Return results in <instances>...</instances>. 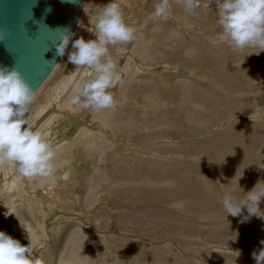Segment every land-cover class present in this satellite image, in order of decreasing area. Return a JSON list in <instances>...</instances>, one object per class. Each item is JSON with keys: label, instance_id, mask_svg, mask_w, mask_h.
<instances>
[{"label": "rangeland", "instance_id": "obj_1", "mask_svg": "<svg viewBox=\"0 0 264 264\" xmlns=\"http://www.w3.org/2000/svg\"><path fill=\"white\" fill-rule=\"evenodd\" d=\"M110 2L118 4L125 22L136 31L133 42L109 47L120 76V82L109 91L114 101L120 100L124 112H130L124 117L126 120L130 114H139L145 125L147 116L163 123V111L170 115V126L139 127V120L128 125L113 120L112 113L121 112V108L92 110L71 104L72 95L89 77L86 68L68 63L70 42L66 55L35 91V101L26 117L28 126L41 132L54 152L52 174L24 178L18 165L0 164V231L28 246L33 264H255L252 252L264 247L260 244L264 239V219L253 216L240 223L238 217L231 215L215 221L192 213L188 217L180 209L179 198L161 206L137 197L142 178L134 180L139 171L125 169L140 164L144 174H150L157 163H168L172 168L166 167L165 171L178 168L177 173L200 172L222 200L226 192L239 191V199L244 198L257 182L264 187V169L258 166H264V68H257L263 57L249 54L260 49H234L217 23L216 0H200V7L191 14L177 0H169L167 18L157 19L151 15L159 0H85L73 39H95V17ZM157 26L163 36L168 32L173 35L166 39L167 43L152 40ZM170 53L181 60L208 53L215 62L220 61L211 69L208 66L200 71L190 66L186 71L178 69L175 63L166 64ZM144 62L152 67L143 65ZM151 71L155 75L150 77L156 78L168 97L183 95L187 85L192 84L207 90L212 96L213 110L193 106L195 113L199 111L201 115L199 122L207 123L204 128H180L179 121L185 125L188 119L181 115L177 123L174 109L186 111V105L174 106L164 100L141 107L122 99L124 94L133 92L129 85H122L126 75L139 81L145 75L149 77ZM169 77L178 82L179 89L168 88ZM153 87L149 86V91ZM141 92L143 97L149 96L146 91ZM241 100L246 101V108L243 104L238 107ZM235 102L236 108L231 105ZM102 112L106 121L99 118ZM201 145L207 148L206 154L195 150ZM177 148L179 152L180 148L187 150L178 155ZM78 153L86 162L79 161ZM145 161L156 164L150 167L154 169H149ZM57 173L61 177H56ZM201 181L196 183L205 190ZM260 208L264 210V200ZM179 213L184 218L180 222L174 218ZM137 217L143 223L135 228L131 219ZM146 221L155 223L154 227L146 225ZM127 244L131 246L125 247Z\"/></svg>", "mask_w": 264, "mask_h": 264}, {"label": "clouds", "instance_id": "obj_2", "mask_svg": "<svg viewBox=\"0 0 264 264\" xmlns=\"http://www.w3.org/2000/svg\"><path fill=\"white\" fill-rule=\"evenodd\" d=\"M78 2V0H73ZM189 13L200 7V0H177ZM217 23L234 49L245 47L264 50V0H216ZM170 12L169 0H159L151 18H167ZM61 34L51 59L63 58L76 68H86L88 79L77 88L71 97V104L84 109L104 110L115 107L109 89L120 82L117 61L110 55L109 47L126 45L135 40V29L128 25L117 3L106 4L95 17V39L83 37L73 39L70 28H61ZM248 54V55H249ZM35 101V89L23 78L20 71L0 66V164L14 163L24 178L48 177L52 174L54 152L41 132L28 126L26 119L30 106ZM264 169V166L258 165ZM242 176V175H241ZM239 176L238 181L241 178ZM240 187V186H239ZM241 188V187H240ZM242 199L226 192L222 206L227 216L238 217L240 223L248 222L253 216L264 219L260 203L264 200V187L260 182ZM246 210V214L245 213ZM7 215V213H6ZM264 245V239L260 241ZM30 249L4 231H0V264H33ZM238 255L240 252L237 251ZM255 264H264V247L252 252Z\"/></svg>", "mask_w": 264, "mask_h": 264}, {"label": "bare ground", "instance_id": "obj_3", "mask_svg": "<svg viewBox=\"0 0 264 264\" xmlns=\"http://www.w3.org/2000/svg\"><path fill=\"white\" fill-rule=\"evenodd\" d=\"M85 2V1H84ZM216 3V2H215ZM85 4V3H84ZM81 15V14H80ZM79 22V21H78ZM77 25H78V23H77ZM77 27V26H76ZM76 29V28H75ZM155 32H154V35H152V36H154L153 38H152V40L154 41V42H156V43H161V44H165V43H167V41H166V39H169V37H172L173 35L170 33V32H168V35L167 36H163V34H161V30L158 28V26H157V28L155 27V29H153ZM74 32H75V30H74ZM73 32V33H74ZM140 40H142V38L140 39ZM185 43V42H184ZM143 44V42H140L139 43V45L141 46ZM181 44V43H180ZM166 48V47H165ZM171 49V48H170ZM172 51H173V49H172ZM175 52V51H174ZM177 52V51H176ZM256 52H258V51H256ZM257 55V54H256ZM160 57V56H159ZM159 57H157V59L159 58ZM167 56H161L160 58H166ZM257 57H263V58H260L258 61H259V63L260 64H258L259 66L257 67L259 70L260 69H263L264 68V51H262V52H260L258 55H257ZM61 59V58H60ZM60 59H59V61H60ZM262 59V60H261ZM166 60V64H170V65H172V64H177V68L178 69H180V70H190L191 69V67L193 68V69H196V68H198V69H200V71H204V69H206V68H208V66L210 67V69L212 68V67H214V66H216V64H218L217 62H219L220 60H216L217 62H215L214 61V56H212V55H210V54H208V53H201V54H199L197 57H195V58H192V59H185V60H181L180 58L178 59L177 57H176V54H174V53H170L169 54V56L165 59ZM58 61V62H59ZM58 62H57V64H58ZM183 63V64H182ZM246 63H248V62H246ZM56 64V65H57ZM174 64V65H175ZM55 65V66H56ZM143 65H147L148 67H152V64H146L145 62L143 63ZM186 67H185V66ZM220 65V64H219ZM262 65V66H261ZM55 66L53 67V69L55 68ZM191 66V67H190ZM245 66V65H244ZM219 67H221V65L219 66ZM182 68V69H181ZM217 68V67H216ZM52 69V70H53ZM142 69H144V68H142ZM192 69V70H193ZM217 69H219V68H217ZM220 69H222V68H220ZM51 70V71H52ZM145 70H147V69H145ZM209 70V69H208ZM215 70V69H214ZM218 71H220V70H218ZM253 72H254V70H252ZM53 72V71H52ZM51 72V73H52ZM50 73V74H51ZM155 72L154 71H151V73H149V77L147 76V75H145L146 76V78H144V79H141V80H139V81H135L134 79H132V78H128L127 77V75H126V80H125V78H124V80H125V84H122V85H129L130 86V88H132V90H133V92H128L129 94H124V96H123V98L122 99H126L125 101H127V102H129V103H133L132 105H135V106H141V107H146V106H150V104H152V102L154 101V102H160V103H162L161 101H164V100H167V103H171L172 105H174V106H179V105H186L189 109L188 110H183V111H181V110H176V109H174V118L177 120V123H178V120H181L180 118H181V115H183V117H185V119L187 118L188 119V123H186L185 125H184V123L183 122H180L179 121V125H180V128H182L183 130H185V131H188V130H192V126L191 125H196V128H193V129H202V128H204L203 127V124H205V126L207 125V123H201V122H199V120H198V118H201V115L200 114H198L199 113V111L197 112V113H195V108L196 107H200V109L202 108V109H207V108H209L210 107V109L211 110H213V105L214 104H212V101H210L211 100V98H212V96L211 95H209L208 94V92H207V90L205 91H203V86L201 87V85H199L200 86V88H196V86L194 87L193 86V84L192 85H187L188 87H187V89H186V91L184 92V94L183 95H181V96H179V95H177V96H173V95H171L170 97H168L167 95H165V90L164 89H161L160 88V84L158 85L157 84V82H156V78L154 77H150V76H153V75H155L154 74ZM158 75V74H157ZM159 75H162V74H160L159 73ZM50 76V75H49ZM48 76V77H49ZM214 76V75H213ZM217 76V75H216ZM48 77L46 78V79H48ZM159 77V76H158ZM162 77V76H161ZM164 78V77H163ZM216 78V77H215ZM219 78V77H218ZM159 79V78H158ZM216 80H218V79H216ZM220 80V79H219ZM46 81V80H45ZM44 81V82H45ZM162 81V80H161ZM43 82V83H44ZM160 82V81H159ZM175 80H173V77H169V82H167L166 84L168 85V88L170 89V88H173V87H178V89H179V86L178 85H176L178 82H176ZM191 82V81H190ZM193 82V81H192ZM42 83V84H43ZM194 83V82H193ZM41 84V85H42ZM162 84V83H161ZM188 84V83H187ZM40 85V86H41ZM194 85H196V84H194ZM39 86V87H40ZM149 86H154L153 87V89L152 90H150L149 91ZM38 87V88H39ZM38 88H37V90H38ZM162 88H165V87H163L162 86ZM205 89V88H204ZM36 90V91H37ZM142 90H144V91H146V92H144V93H147V95H149L148 97H146V96H144L143 97V93L141 92ZM177 92V91H176ZM175 92V93H176ZM264 92V91H263ZM173 93H174V91H173ZM156 94V95H155ZM120 102V100L119 101H114V104H115V107L114 108H117V109H119V108H121V109H119V110H122L121 112H119V113H112V115H113V120H115V121H123V122H126V123H128V125H130V124H132V123H134L135 121L137 122L138 120L140 121L139 122V127H142V126H146V128H149V127H151V128H153L152 126H154V125H158V124H160V125H162V126H170V121H171V119H168L169 118V114H166V113H163V111H162V113L160 114V117L164 120V122L163 123H160V122H158V120H156V118H154V119H150L147 115V122H146V125H145V123H143V120L141 119V117H140V115L138 114L137 115V117L136 116H134V114L133 115H131L130 114V117H129V120L127 119L126 120V118H124V117H127V115L130 113H125L124 112V108L122 107V104H120L119 103ZM246 102V101H245ZM243 100H241L240 102H239V105H238V107H240L242 104H243V106L242 107H245V103ZM228 105H229V103H228ZM231 105L233 106V107H235L236 108V102L235 103H231ZM193 106L195 107V108H193ZM190 107L192 108V109H190ZM224 107V106H223ZM246 108V107H245ZM198 109V108H197ZM142 111V110H141ZM166 111H168V109L166 110ZM192 111H194V115H192ZM156 115V113H154V114H152L151 115V117H154ZM134 116V117H133ZM192 116V117H191ZM191 117V118H190ZM101 120H104V121H106V119H105V117L103 116V112H102V116L101 117H99ZM112 118V117H111ZM112 120V121H113ZM174 120V119H173ZM175 121V120H174ZM103 122V121H102ZM122 122V123H123ZM176 122V121H175ZM174 123V122H173ZM117 128H118V126H117ZM182 132V131H181ZM183 135V133H179V135ZM92 136V135H91ZM165 136V135H164ZM93 137V136H92ZM165 137H167V136H165ZM172 137V136H171ZM80 138H82V137H78L77 139L78 140H80ZM115 138V137H114ZM115 140V139H114ZM118 141V140H117ZM144 141V140H143ZM240 142V141H239ZM238 146V145H237ZM237 146H235V147H237ZM100 147V146H99ZM200 147H202V145L200 146ZM234 147V148H235ZM100 148H102V147H100ZM205 147H202V148H196L195 150H197V152H203V154H206V152H207V148L206 149H204ZM204 149V150H203ZM185 150H187V148H180V152H179V149L177 148V149H175V152L179 155L180 153L182 154V151L184 152ZM158 152L160 151V150H157ZM201 152V153H202ZM200 153V154H201ZM163 154V153H162ZM78 155H79V157H80V159H79V161L80 162H82V161H84V162H86L85 161V159H84V157L83 156H81L79 153H78ZM167 155H170L169 153L167 154ZM219 155V154H218ZM171 157V156H170ZM210 159H212V158H210ZM161 160V159H160ZM157 161V160H156ZM207 161V160H206ZM219 161V160H218ZM145 162H148V168L149 169H154V168H150V167H153L154 165H156V164H154V163H152V162H149V161H145ZM158 162V161H157ZM177 162H179V161H175V163L174 164H179V163H177ZM207 163V162H206ZM172 165L171 164H164V163H157V168H155L154 170H151L149 173L150 174H144V169H143V167L139 164L138 166L137 165H135L134 164V166H126V167H128V168H126L125 170L126 171H131V172H135V171H139L138 172V174H136L135 176H134V180H136V181H138L137 179H138V177H141L142 179H141V184L143 185V186H140L139 188V191L137 192V197H139V195H140V197H142L144 200H152L153 202H155V203H158V204H161V206H163V203H168L169 202V200L171 199H175V198H179L180 200H181V203H179V204H181V206H180V209L185 213V215L186 216H188V217H191V215L189 214V213H192L195 217H203V219H204V217H206L208 220H210V221H215L214 219H220V218H225V216H227L226 215V212L224 211V209H223V206H222V202H223V200L221 199V198H219V196H217L216 195V193L214 192V190H212V189H210L209 188V186H210V184L208 183V182H206V180L203 178V176L200 174V172H196V171H194L193 173L191 172L190 174L188 173V172H186V173H183V172H181V173H177L176 172V170L177 171H179L178 170V168L176 169V170H172V171H165V168L166 167H171ZM176 166V165H175ZM174 166V167H175ZM125 167V166H124ZM156 167V166H155ZM205 167V166H204ZM172 168V167H171ZM222 168V167H221ZM119 169V168H118ZM139 169V170H138ZM183 169V168H182ZM183 170H185V169H183ZM212 170V169H211ZM223 170V169H222ZM227 170V169H226ZM191 171V170H190ZM217 171H219V170H217ZM216 171V172H217ZM195 173H197V175L195 174ZM224 174V173H223ZM214 175H216L215 173H214ZM196 176L199 178L198 180H202L201 182H202V185H203V187L205 188V190H203V189H201L199 186H198V184L196 183L198 180H197V178H196ZM217 176V175H216ZM220 176H222L221 174H220ZM56 177H61L60 176V174H58L57 173V175H56ZM152 183V184H151ZM154 183V184H153ZM121 184H122V182H121ZM120 184V185H121ZM153 185V187H151V186H149V185ZM167 184V186H166V188H164V186ZM168 184H170L169 186H168ZM222 184V183H221ZM123 185V184H122ZM159 186H160V188H159ZM231 186V185H230ZM224 187V186H223ZM226 188V187H225ZM237 188V187H236ZM239 191H237V192H235V194H233V193H231L235 198H237V199H239L240 197H239V194H241V193H238ZM173 199V200H174ZM170 200V201H171ZM139 201H141V200H139ZM138 201V202H139ZM151 201V202H152ZM137 202V203H138ZM144 202V201H143ZM143 202H141V204L143 203ZM147 202V201H146ZM175 202V201H174ZM171 203V202H170ZM173 203V202H172ZM171 203V204H172ZM135 204V203H134ZM133 204V205H134ZM138 205V204H137ZM144 205H145V203H144ZM148 205V204H147ZM152 205V204H151ZM154 205V204H153ZM155 206H156V204H155ZM159 206V205H158ZM167 206V205H166ZM171 206V205H170ZM148 207V206H147ZM151 207V206H150ZM166 208V207H165ZM152 209H153V207H152ZM147 210H150V209H147ZM162 210V209H161ZM176 210H178V209H176ZM153 211V210H152ZM181 211V212H182ZM158 212V211H157ZM153 214V213H152ZM151 215V214H150ZM179 215H181V216H179ZM179 215H176L174 218L176 219V220H178L179 222H180V220L181 221H183L184 220V218L182 217V214H180L179 213ZM149 216V215H148ZM152 216V215H151ZM150 216V217H151ZM178 216V217H177ZM141 217V216H140ZM148 218V217H147ZM146 218V219H147ZM138 219V217L137 218H133V219H131V221H132V224L133 225H135V228H136V226L138 225V224H140V223H143L142 221H140V220H137ZM140 219V218H139ZM144 219V218H143ZM151 219H152V217H151ZM186 219V218H185ZM154 220H156V219H154ZM168 220V219H167ZM143 221H145V220H143ZM175 221V220H174ZM170 222V221H169ZM146 223V225L148 224V226L150 227L151 225H152V227H154V225H155V223H152V222H150V221H146L145 222ZM183 225V224H182ZM180 226V228L182 229L181 231L182 232H184L185 231V226L183 227V226ZM148 227V228H149ZM157 227V226H156ZM174 227H176V225H174V226H171V225H169V228H174ZM164 228V227H163ZM152 229V228H151ZM175 229V228H174ZM174 229H172V230H174ZM187 229V228H186ZM155 230V229H154ZM188 230V229H187ZM217 230H219V229H217ZM152 231V230H151ZM163 232H165V230H162ZM150 232V231H149ZM154 232V231H153ZM171 232V231H170ZM222 232V231H221ZM237 232V231H236ZM146 233H148V232H146ZM165 233H168V232H165ZM152 234V233H151ZM171 235H172V232L170 233ZM176 234V233H175ZM207 234V233H206ZM146 235V234H145ZM148 235H149V233H148ZM153 235V234H152ZM155 235V234H154ZM161 235V234H160ZM165 235V234H164ZM163 236V235H162ZM165 237V236H164ZM211 238H213V237H211ZM239 239V238H238ZM221 243V242H220ZM134 245V244H133ZM126 246H131V244H127V245H125V247ZM133 248H135V247H133ZM137 248H139V247H137ZM125 251V250H124ZM170 252V251H169Z\"/></svg>", "mask_w": 264, "mask_h": 264}, {"label": "water", "instance_id": "obj_4", "mask_svg": "<svg viewBox=\"0 0 264 264\" xmlns=\"http://www.w3.org/2000/svg\"><path fill=\"white\" fill-rule=\"evenodd\" d=\"M85 0H0V66L17 68L35 89L57 64L61 28L74 32Z\"/></svg>", "mask_w": 264, "mask_h": 264}, {"label": "crops", "instance_id": "obj_5", "mask_svg": "<svg viewBox=\"0 0 264 264\" xmlns=\"http://www.w3.org/2000/svg\"><path fill=\"white\" fill-rule=\"evenodd\" d=\"M235 82H237V81L235 80ZM236 84L238 85V83H236ZM232 85L234 86V85H235V83L233 82V83H232Z\"/></svg>", "mask_w": 264, "mask_h": 264}]
</instances>
